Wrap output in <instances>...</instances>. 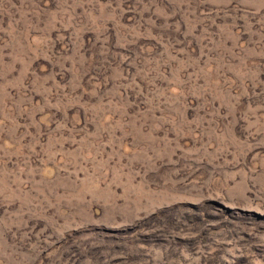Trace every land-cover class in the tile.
I'll return each mask as SVG.
<instances>
[{
    "label": "rangeland",
    "instance_id": "374dc122",
    "mask_svg": "<svg viewBox=\"0 0 264 264\" xmlns=\"http://www.w3.org/2000/svg\"><path fill=\"white\" fill-rule=\"evenodd\" d=\"M0 264H264V0H0Z\"/></svg>",
    "mask_w": 264,
    "mask_h": 264
}]
</instances>
